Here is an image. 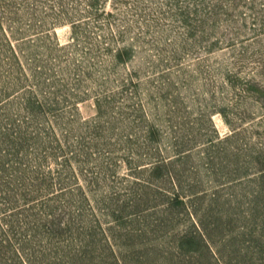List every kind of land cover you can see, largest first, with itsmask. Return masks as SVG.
<instances>
[{
	"label": "rangeland",
	"instance_id": "rangeland-1",
	"mask_svg": "<svg viewBox=\"0 0 264 264\" xmlns=\"http://www.w3.org/2000/svg\"><path fill=\"white\" fill-rule=\"evenodd\" d=\"M0 264H264V0H0Z\"/></svg>",
	"mask_w": 264,
	"mask_h": 264
}]
</instances>
